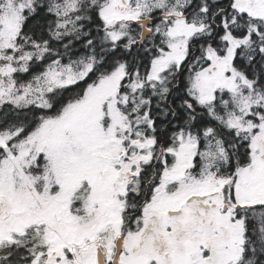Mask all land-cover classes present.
I'll return each instance as SVG.
<instances>
[{
  "label": "snow or ice",
  "instance_id": "obj_1",
  "mask_svg": "<svg viewBox=\"0 0 264 264\" xmlns=\"http://www.w3.org/2000/svg\"><path fill=\"white\" fill-rule=\"evenodd\" d=\"M0 264H264V0H0Z\"/></svg>",
  "mask_w": 264,
  "mask_h": 264
}]
</instances>
